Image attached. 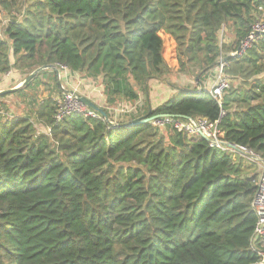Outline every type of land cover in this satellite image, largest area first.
I'll return each instance as SVG.
<instances>
[{
	"label": "trees",
	"instance_id": "obj_1",
	"mask_svg": "<svg viewBox=\"0 0 264 264\" xmlns=\"http://www.w3.org/2000/svg\"><path fill=\"white\" fill-rule=\"evenodd\" d=\"M264 0H33L0 36V72L10 55L31 71L53 64L101 78L106 105L135 102L136 86L165 77L160 32L177 43L180 70L204 82L222 58L223 103L207 90L174 86L151 116L220 119L223 138L264 157V35L242 54L224 53V27L237 50ZM236 50V51H237ZM43 70L32 80L48 76ZM49 77L58 84L57 73ZM43 76V77H44ZM32 81L27 82L29 86ZM230 82V81H229ZM57 100L29 115L0 113V264H256L252 202L257 175L202 135L153 121L116 126L73 113L56 123ZM224 112V115H223ZM138 114V115H137ZM141 116L119 113L117 123ZM264 250V246H262Z\"/></svg>",
	"mask_w": 264,
	"mask_h": 264
},
{
	"label": "rangeland",
	"instance_id": "obj_2",
	"mask_svg": "<svg viewBox=\"0 0 264 264\" xmlns=\"http://www.w3.org/2000/svg\"><path fill=\"white\" fill-rule=\"evenodd\" d=\"M32 2L33 0H0V36L2 38L6 39L5 28L9 24L10 20L22 18L28 6H30ZM160 36L163 39V57L167 66L170 68V72L165 77L149 81L150 83H148L147 86L148 92H145L141 87L136 86V89L139 91L141 96V102L131 103L137 106L139 112L147 108L148 99L151 100L153 105L164 102L165 98L171 94L174 86H186L193 90L197 87L200 89H206L213 85L217 75H219L220 64L215 67L212 71V75H210L204 82L197 83L195 81V73L190 74L192 70L197 73L196 68L189 69L188 71L180 70L179 53L175 39L169 33L164 31L160 32ZM234 38L235 35L233 30L228 27H224L221 32L219 42H223L226 45L227 49L225 48V54L227 51H230L233 54L237 53V49L234 48ZM242 53L244 52L238 54L240 55ZM10 61L11 68L6 72H0V90L15 88L18 86H20V88L6 95H0V113L4 112V114H7V117H13L14 115L31 116L37 132H47L49 130V128L38 119L36 114L40 105L47 100L49 96H53L56 100H62L66 91H74L77 94L89 97L99 106L102 105L103 107L107 104L100 77L88 75L85 71L75 73L69 72L66 68H59L55 65V68L46 70L48 76L43 75L44 77H39L38 80L40 81V85H38V83L35 84V82L32 81L35 77L34 76L27 81H32V83L29 86H26L27 82H25V80L28 75L45 64H41L35 70L31 71L28 62L16 61L13 54L10 55ZM223 61L225 62V60ZM219 63H221V60ZM56 68L59 70V73L55 71ZM53 71L57 73L58 84L61 86V90L55 86V81L49 77L50 74H53L54 77ZM38 74H36V76ZM261 76H264V71ZM229 81L231 89L246 88L244 83H240V79L230 78ZM231 89H229L227 93H229ZM120 102V104H129V101L122 99ZM126 114L129 113H125V115ZM158 127L160 129V136L164 137L166 142H168L170 127L166 125H159ZM235 159H242L249 174H256L258 180L260 166L256 161L246 156H237Z\"/></svg>",
	"mask_w": 264,
	"mask_h": 264
},
{
	"label": "built area",
	"instance_id": "obj_3",
	"mask_svg": "<svg viewBox=\"0 0 264 264\" xmlns=\"http://www.w3.org/2000/svg\"><path fill=\"white\" fill-rule=\"evenodd\" d=\"M258 9L260 14L257 16L250 33L242 40L239 49L236 51L237 54L245 52L260 36L264 35V4H261ZM225 64L226 61L224 62L222 58L219 75H217L213 85L206 89L198 88L197 90L198 92L201 90H207L220 105L223 103L225 92L230 87L229 79L225 76L223 70ZM108 110L110 113V115L108 114L109 120L111 122H117L116 119L119 113H129L134 110V107L122 104L116 107H109ZM73 113H79L85 117L92 116L101 118L108 122L101 113L90 108L85 102H83L77 93L66 91L62 100H57L56 123ZM153 123L156 126L166 125L190 135H202L207 139L210 147L218 148L230 153L234 159L237 156H246L258 163L260 171L255 196L252 202L254 213L257 216V222L251 238V248L261 256L256 264H264V250L262 248V246H264V157H261L249 146L224 139L223 131L220 127V119L213 121L204 116H192L186 118L162 117L161 119H154Z\"/></svg>",
	"mask_w": 264,
	"mask_h": 264
},
{
	"label": "water",
	"instance_id": "obj_4",
	"mask_svg": "<svg viewBox=\"0 0 264 264\" xmlns=\"http://www.w3.org/2000/svg\"><path fill=\"white\" fill-rule=\"evenodd\" d=\"M223 60L227 61L228 60V57H225ZM50 68H55V65H53V64H45V65L37 68L35 71H33L31 74L28 75V77L25 80V82L29 81L31 78H33L34 76H36V74H38L40 71H42L44 69H50ZM55 71L57 73H59V70L57 68L55 69ZM19 88H20V86L15 87V88L0 90V95H6L8 93H11V92L16 91ZM77 95L90 108H92V109L98 111L99 113H101L107 119L108 123L113 124V125H116V126H130V125H135V124H139V123H145V122L152 121V120L156 119V117H157V116H151L150 115L151 114V111H149L146 114H144L142 116H139V117H136V118L130 120L129 122H127V123L111 122L109 120V116H108L107 111L102 106H99L96 102H94L92 99H90L87 96L80 95V94H77Z\"/></svg>",
	"mask_w": 264,
	"mask_h": 264
},
{
	"label": "crops",
	"instance_id": "obj_5",
	"mask_svg": "<svg viewBox=\"0 0 264 264\" xmlns=\"http://www.w3.org/2000/svg\"><path fill=\"white\" fill-rule=\"evenodd\" d=\"M60 77H62V76H60ZM174 93H176V89H175V88L171 91V94H170L168 97L165 98V100L168 99V98H169L171 95H173ZM135 102L140 103V102H141V96H140L139 99H137ZM161 103H162V102H161ZM147 104L149 105V107H155V106L158 105L159 103L156 104V105H153L152 102H151V100L148 99V100H147ZM120 105H122V104H120ZM125 105H129V106L134 107V108L137 107L136 105H133L131 102H129V104H125ZM101 106H102V105H101ZM144 111H145V109H144L143 111L139 112V114H141V116L144 115ZM137 115H138V114H137ZM138 117H139V116H138ZM116 121H117V119H116Z\"/></svg>",
	"mask_w": 264,
	"mask_h": 264
}]
</instances>
